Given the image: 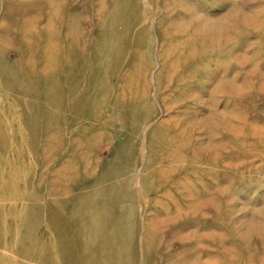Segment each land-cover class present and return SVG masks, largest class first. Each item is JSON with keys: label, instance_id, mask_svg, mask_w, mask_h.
Returning <instances> with one entry per match:
<instances>
[{"label": "rangeland", "instance_id": "obj_1", "mask_svg": "<svg viewBox=\"0 0 264 264\" xmlns=\"http://www.w3.org/2000/svg\"><path fill=\"white\" fill-rule=\"evenodd\" d=\"M116 1L0 0V55L40 91L55 75L64 105L74 99L63 81L67 67L81 64L72 51L85 56V72L89 61L111 71L109 98L102 96L81 121L68 118L64 107L49 127L37 117L44 130L32 138L24 123L11 124L21 113L18 99L0 84V121L11 126L3 134L6 149L0 141V264H75L79 254L97 253L78 248L75 234L64 229L78 194L89 196L117 178L127 181L132 207L113 212L127 219V248L137 264H183L185 258L189 264H264V0H131L128 12L135 8L142 19L111 27ZM235 13L256 18L245 28ZM189 14L202 18L200 24L225 21L230 32L202 49L175 24ZM142 24L150 34L148 54L138 43L111 47L110 34L101 35L109 25L117 41L120 34L129 40ZM144 71L149 118L136 77ZM160 75L170 85L165 90L162 83L158 88ZM87 161L91 167L83 172ZM57 235L65 236L60 248Z\"/></svg>", "mask_w": 264, "mask_h": 264}, {"label": "bare ground", "instance_id": "obj_2", "mask_svg": "<svg viewBox=\"0 0 264 264\" xmlns=\"http://www.w3.org/2000/svg\"><path fill=\"white\" fill-rule=\"evenodd\" d=\"M130 2H131V0H117L116 1L115 7L113 8L112 13L110 15H108L109 19L107 18L110 21L109 25H111V27L116 23H119L121 25H127L128 24V26L130 25L129 27H131L132 24H136L137 22L140 21V19H142L143 15L140 12L136 11L135 8L133 9V11L131 13L128 12V6L130 5ZM135 3H137V1H135ZM189 12H192V10H190ZM251 15L253 17L250 16L248 19L244 15L236 14L235 18H237V21L241 20L240 22L243 23L242 27L246 28V26L248 24L246 22L248 20L251 21L252 18L253 19L256 18L252 13H251ZM187 17L189 19L186 18L185 23H181L178 21L175 24H176V26H178V29H181V31H183V32H181L182 34L185 33L186 31H188V34L185 38L194 39V43L196 45L201 44L200 46H202V49L204 47H205V49H209V47L212 48L218 40L220 41V39H218V36L222 35L223 33H226L228 31V27H227L226 32H225L226 29L223 30V27H224L223 23L225 21L222 24L218 23V25H219L218 26L217 21H212V20H205L204 23H201V24L198 23L200 21V19H202L198 15H196V17H194V16H191L189 14V16H187ZM245 18H247V19L245 20ZM234 21L235 20H233V22ZM172 22L174 23V21H172ZM109 25L106 26L108 29V32H106L104 30L105 29L104 28L102 30L103 33L101 35H102V37H107L106 33L110 34V37L112 38L111 43H110L111 47L115 43V45L118 46L119 49L122 51V48L127 46V44L138 43V45H141L145 49L146 54H148L149 51L151 50L150 34L148 32V28L146 25L142 24L138 27V30L135 31V37L134 38H129V40H128L127 37L123 38V37H121V34H120L119 35L120 37L118 36V41H117L116 35H114L113 29L109 28ZM214 25H216V28H214L215 27ZM234 26H235V24H234ZM109 30H111V32ZM228 32H230V31H228ZM170 33L174 34L173 31H171ZM213 41H216V42H213ZM174 43H177L175 38L171 41V43L169 42L170 46H168L169 51L172 53H174V51L177 50V46H175ZM109 53L111 55L112 52H109ZM82 54H83L82 52H77V51H72L68 54L71 58H73V56H75V55H78L79 58H81V64L71 65V66H69L71 68L67 67L68 70H67V72H65L66 77H64L65 80H63V81L65 82V86H68L67 90L69 92V95L70 96L73 95V97H74V99L71 102H68V105H64V100H63L64 94H63V91L61 90V88H59V82L56 81L55 75H54L55 77L52 76V78H51L52 80H51L50 87H46L44 89L41 88L42 90L40 91L37 88V86L35 85L34 81H32L30 79V77H25L24 74H20L19 70H17L16 68H11V69L9 68L8 69L7 65L5 64V60L2 59V57H1L2 55H0V76L2 78V81L0 84H1V86L3 85V87L7 88L8 90H12L16 94V98L18 99L17 105H18L19 109L21 110V113L18 116L14 114L10 117L11 124H12V122H14V124H17V122L24 123L27 127V131L31 132V134H32V136L31 137L29 136V137L32 138L35 134L41 133L44 130V129H39L40 126H38V123L36 122V120L38 119L37 117H39L41 115H42V117L44 116L46 118V122L44 124L48 125V127H49V125H53L54 122H52V124L51 123L47 124V122L52 121L58 115V113H59L58 110H62V107L66 108V110L69 111L68 118L75 119V118H80L82 116H85L86 113L91 111L90 109L92 108V106L94 104H96L101 99L102 96H103V99H104V97L109 98V95L111 93H109V95L106 94L107 95L106 96V95H104V90L108 91V88H106V86H105V82H107L106 78L108 75L111 74V71L108 72L109 68H107L106 66H104V67L98 66L101 63L100 61H98L97 66L95 64L94 65L90 64L91 61H89L90 63L88 64V66H89L88 72H85L86 61L82 60L85 57ZM205 57L207 58V56H205ZM76 65H78V68H77L78 73L75 76V75H72L71 73H72V70L77 67ZM150 66H151V64H150V62H148L147 66H146L147 70H149ZM135 70H137V66H135ZM145 74H146V71L141 73V75H137L136 77L138 79H140L139 82L141 84V85L139 84L140 85V87H139L140 92L142 94L140 97V102L148 107L147 113L146 112L145 113H146V118H149L150 115H148V111L150 109V105H149V100L147 97L149 88L145 83ZM182 77H183V75H182ZM80 79H81V82L83 85L82 89H80V86L76 85L80 82ZM45 80H47V79H45ZM163 80L164 79H163L162 75H160V77L158 79V88H160L161 83H162V89H164L165 87L168 88V86H170V85H165ZM109 81H110V79H109ZM48 84H49V82H48ZM1 86H0V88H1ZM219 86H220V84H219ZM222 87H224V86H222ZM109 90H110V88H109ZM190 93L191 92H189V95H190ZM65 97H66V94H65ZM39 99L44 100L42 102L44 105L38 101ZM138 102H139V100H138ZM98 104H100V103H98ZM99 108L100 107L98 106V109ZM36 110H40V112H36ZM62 114H63V112H62ZM2 116H3V114L0 113V118ZM5 117L7 119L9 118V116H6V115H5ZM84 118H86V117H84ZM81 119H83V118H80L79 121H81ZM146 120L147 119H145L144 121H146ZM77 123L78 122H76V124ZM10 127H11L10 125L9 126L5 125V124H3L2 121H0V141L1 142L4 139V136H3L4 132L6 130H10ZM56 130H58V129L56 128L55 131ZM95 137L96 136L91 135V136H88L87 139L84 138L86 140V142H85L86 145L84 144L85 154H87L90 151V149L92 147L91 143L93 142ZM1 144L3 145V148L6 149V142L3 141ZM188 145H189V148H192L195 150L196 144L193 141H191ZM122 149H124V147ZM192 149L190 150L191 152L193 151ZM30 150L32 151L33 148L30 147ZM86 166H87V168L84 166L85 168H84L83 172H87L89 170V168L91 167V164L90 163L88 165L86 164ZM113 168L116 169L115 164L113 167L111 166L108 169V171H112ZM115 172H117V171H114L113 173H115ZM89 174H90V172L88 173V175ZM100 179L101 180L103 179L106 182L104 175H101ZM122 180L123 181H121L120 179L117 178L116 180H114L109 185L97 187V189L93 190L92 194H90L89 196H87V195L85 196V194H83V195L78 194L80 196V198L78 199L79 196L76 197L78 199V205L76 208H74L73 212L70 214V217H69V220H71L70 224H68L64 230H68V233L70 230V232L75 234L74 235L75 236L74 241H75V243H77L78 248H82L81 250H89V248H97V253L96 252L91 253L89 251H85L84 255L79 254L77 256L80 261L76 262L75 264H137V261L135 260V257H133V254H132L133 248H127L128 244H129V241L127 239V233L125 231V229L128 228L127 219H126V217L123 218L120 216H115V214L113 212L114 209L117 208V206H119V205H120V207H118V208L120 210L125 209L124 214L127 211V208L132 207L131 204H127L130 202L127 200L126 191L124 189V186H127V181L125 182L124 178ZM124 183L126 185H124ZM84 186L85 185L81 186L79 188V190H82L84 188ZM122 192H125V194L124 193L122 194ZM35 208L36 207L31 208L29 211L35 210ZM132 211H133V208H132ZM28 213L30 216H32V214H33V212H28ZM25 220H26V217L22 216L21 223L24 222ZM62 230L63 229H61V231ZM72 237L73 236H71V238ZM64 239H65V236L57 235L55 241H56V244L58 245V247H59V244L61 245V243L64 241ZM22 244H24V243H22ZM53 245H55V244H53ZM24 248H25V246H24ZM33 250H35V249H33ZM24 252L30 253V248L26 247L24 249ZM70 254H71V252H70ZM75 254H73V256ZM27 256H26V258H27ZM136 256H137V253H136ZM73 258H76V257L74 256ZM184 261H186V262L183 264H189V263H187L188 261L186 260V258L184 259ZM190 261L195 262L194 259H191Z\"/></svg>", "mask_w": 264, "mask_h": 264}]
</instances>
